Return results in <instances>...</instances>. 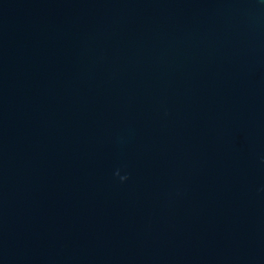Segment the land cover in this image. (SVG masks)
Segmentation results:
<instances>
[{
	"label": "water",
	"instance_id": "obj_1",
	"mask_svg": "<svg viewBox=\"0 0 264 264\" xmlns=\"http://www.w3.org/2000/svg\"><path fill=\"white\" fill-rule=\"evenodd\" d=\"M0 264H264V0H0Z\"/></svg>",
	"mask_w": 264,
	"mask_h": 264
},
{
	"label": "clouds",
	"instance_id": "obj_2",
	"mask_svg": "<svg viewBox=\"0 0 264 264\" xmlns=\"http://www.w3.org/2000/svg\"><path fill=\"white\" fill-rule=\"evenodd\" d=\"M125 179V177H121V180Z\"/></svg>",
	"mask_w": 264,
	"mask_h": 264
}]
</instances>
